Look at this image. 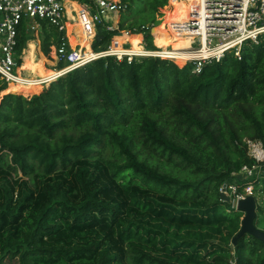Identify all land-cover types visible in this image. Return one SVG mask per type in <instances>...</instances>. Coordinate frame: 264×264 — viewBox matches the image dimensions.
<instances>
[{
  "label": "trees",
  "instance_id": "1",
  "mask_svg": "<svg viewBox=\"0 0 264 264\" xmlns=\"http://www.w3.org/2000/svg\"><path fill=\"white\" fill-rule=\"evenodd\" d=\"M120 1L126 9L118 29L98 24L94 51L121 31L142 34L138 42L155 50L150 29L166 24L168 12L161 22L156 16L181 0H144L141 19L132 15L134 0ZM186 19V9L170 12L166 41L174 44L162 51L188 46L171 28ZM63 34L41 22L34 35L21 23L18 66L34 39L37 61L61 66L56 45ZM259 40L243 44L241 59L227 53L198 72L185 59L105 56L38 90L17 83L33 92L10 91L0 78V264H264V241L251 235L233 248L210 240L238 229L242 212L220 199V189L254 163L246 140L264 145V35ZM33 68L23 57L20 69L37 78ZM261 176L243 184L255 190ZM256 208L254 222L264 219ZM169 227L205 232L179 241ZM220 244L224 252L207 261Z\"/></svg>",
  "mask_w": 264,
  "mask_h": 264
},
{
  "label": "built area",
  "instance_id": "2",
  "mask_svg": "<svg viewBox=\"0 0 264 264\" xmlns=\"http://www.w3.org/2000/svg\"><path fill=\"white\" fill-rule=\"evenodd\" d=\"M65 1L0 0V78L7 84L18 79L23 81L28 79L17 73L20 65L17 64L16 44L21 23H24L26 32L32 34L39 31L41 22L64 33L56 45V59L61 66L53 69L56 74L50 81L105 56H115L117 59L126 56L129 61L134 56L173 59L166 57L162 47L156 45L155 50H146L142 46L147 55L130 53L128 51L130 46L125 47L127 44L125 41L120 43L122 49L117 50L115 46L118 43L115 37L121 33L114 34L104 50L94 51L91 48L92 50L87 52L80 45L72 46L67 37V25L75 24L74 18L83 20L85 27L93 28L95 37L98 24H102L108 31L118 29V15L126 9V5L120 0H68L75 2L83 11L81 15L72 11L73 16L70 17ZM104 11L115 13L116 22L107 21L103 17ZM171 25L175 33L188 37L189 44L181 51L187 55L185 61H192L195 64V71L198 72L204 63L218 60L227 53H232L239 60L244 43H259V37L264 35V0H198L197 8L188 12L185 21L173 22ZM50 81L40 80L43 84ZM246 144L248 156L254 163L243 165L239 171L232 172V178L226 183L224 191L235 207L239 199L253 195V184L243 183L253 176H261L264 173L263 143L260 140H246Z\"/></svg>",
  "mask_w": 264,
  "mask_h": 264
},
{
  "label": "rangeland",
  "instance_id": "3",
  "mask_svg": "<svg viewBox=\"0 0 264 264\" xmlns=\"http://www.w3.org/2000/svg\"><path fill=\"white\" fill-rule=\"evenodd\" d=\"M143 1L144 0H134V2H132V15L134 18H138V19H141L144 15V4H143ZM194 0H181V1H178V3L176 5H170L168 4V6H165L162 8L161 12H162V16L161 17H157V19L160 20V22L162 21V19H164V16H165V12L167 11V15H166V24H163V23H159L158 25L156 26H164L165 28V31H167L169 34V30L167 28V25H168V20H169V15H170V12L174 9V8H183V9H186L187 12L191 11V10H194V7H193V3ZM65 6L67 7V10H68V13H69V16L72 17L73 15L71 14L72 11H75L78 15H81L83 13V11L81 10L80 7H78L76 5L75 2H71V1H68L66 0L65 1ZM75 19V24H71L68 26L67 28V37L69 39V41L71 42V44L73 45H80V47L86 49L87 45H89L90 49H91V44L94 40V37L91 39V36L92 34L90 33V30H89V27H85V23L83 20H80L79 18H74ZM87 20V18H85ZM118 20H119V16H118ZM49 26V25H48ZM155 26V27H156ZM155 27H152L150 29V33L153 34V28ZM170 28V27H169ZM39 31H41V28L39 29ZM122 32H127V31H121L120 33L122 34ZM35 35V33H33ZM129 35H127L130 39H131V42H135L134 44H136V41H139L138 40V37H139V34H133V33H129ZM38 35V34H37ZM36 37V36H35ZM158 40H157V43L158 41L160 40L161 37H157ZM171 39V36L168 37ZM127 42V44L125 45L126 47H129L130 46V43L129 41H125V43ZM141 46L142 45V42H140ZM35 44V49H34V52H33V48L31 46H33ZM138 44V43H137ZM169 44V43H168ZM174 43L170 44L168 46V48H170V46H173ZM188 44H189V40H188ZM29 45V47H28ZM157 45V44H156ZM115 47H118V46H115ZM92 50V49H91ZM165 50V49H164ZM27 53V54H26ZM26 54V55H25ZM23 57H25V59L29 60L32 62L33 66H34V71L38 73L37 75V78H28L27 80H31L32 79H40V78H43L44 75L47 73V70H50L48 68H44L38 61L37 59L40 58L39 56V50H38V41L37 39H34L32 41H29L27 44H26V48L23 49L21 55H20V58L21 60H23ZM180 59V58H179ZM26 70V69H25ZM53 71V70H52ZM20 74H22L20 72ZM39 76V77H38ZM54 80V79H53ZM48 84V83H47ZM47 84H44V85H47ZM24 85V84H22ZM43 86V85H41ZM40 87V85L37 87V85H35V89L34 90H38V88ZM7 88L8 90L10 91H21V92H24V93H27V92H33V88H31V86H21V85H18V84H15V83H12V84H8L7 85ZM108 150L104 152L105 156H107L108 154ZM258 184L256 185L257 188L254 190V197L257 201V205H260V208H262V212H260V216H263L264 215V181L262 180L263 179V176L259 177L258 178ZM232 203V202H231ZM233 206L235 207V204L233 203ZM236 209V208H235ZM258 209L256 208V213L258 214L259 211H257ZM227 210L223 209L222 212H221V215L225 214V217H226V220H224L223 222L227 221V218H228V213H226ZM242 216H243V213L241 214L240 218H239V224H238V229L235 231V233L233 234H227L225 235V237L223 238L221 236V234H217L215 237L213 238H210V240H212V242H219V243H222V242H226L229 244V247L232 243V238L236 235V233L239 231L240 229V224H241V219H242ZM143 223V222H142ZM256 227L262 231H264V219H260L258 216L256 218V221L254 222ZM149 224L152 226V225H156L157 222H153V221H150ZM167 224L166 223H162V226L165 227ZM169 230V233L168 235L172 236L174 240H187L189 239V241H193V240H198V236L199 235H202V233L205 232V229L204 228H199L197 229L200 230L202 233H199V234H196L193 232V230L191 231H187V230H177L175 227H169L168 228ZM224 232L227 233V231L224 230ZM226 248L225 245L223 244H220L217 246V249L215 248V250L213 251V254L211 257H205V259L207 261H211L213 262V259L212 257L215 256V255H218V254H222L224 251V249ZM231 248V247H230ZM206 251L205 249L203 250V252ZM202 254V252H201ZM191 264V263H190ZM193 264V263H192ZM195 264H208V263H205V262H202V263H195Z\"/></svg>",
  "mask_w": 264,
  "mask_h": 264
},
{
  "label": "bare ground",
  "instance_id": "4",
  "mask_svg": "<svg viewBox=\"0 0 264 264\" xmlns=\"http://www.w3.org/2000/svg\"><path fill=\"white\" fill-rule=\"evenodd\" d=\"M103 17L107 21H109L110 23H115V21L117 19L116 14L113 13V12H110V11H104ZM187 17H188V12H187ZM69 25H71V24H68L67 25V28H68ZM127 35H129V34H126L125 32H123L122 34L117 35L115 37V40L118 43L117 46L120 48V49L119 48H115V49L121 50L122 48L120 47V43L121 42H124V41H129L130 48H128V51H130V53H135V54H140V55H147V53H146L147 51L144 48H133L132 49L131 47L134 45L135 42H131V39ZM169 35L170 34L167 31H165V28L162 25L156 26L155 28H153V36L161 37L160 40L158 41V43H156L157 46H159V47L162 44H165V45L169 46V44L166 41L168 39ZM139 37H141V34H139ZM136 43H138L140 45V43L138 41H136ZM70 44H71V42H70ZM72 46H74V44ZM183 49H184V47H177V48H174V49H172L170 51H163V53H164V55L166 57H172L174 59H178V58H180V59H186L187 58L186 53H184V52L181 51ZM55 74H56V71L54 70L50 74H47L43 78H40V79H31V80L25 79L26 81H23L22 79H18L16 82H12V83H15V84L22 83V84H28V85L29 84L42 85L43 83L40 82V80H42V81H50V79H52ZM12 83H10V84H12Z\"/></svg>",
  "mask_w": 264,
  "mask_h": 264
},
{
  "label": "water",
  "instance_id": "5",
  "mask_svg": "<svg viewBox=\"0 0 264 264\" xmlns=\"http://www.w3.org/2000/svg\"><path fill=\"white\" fill-rule=\"evenodd\" d=\"M226 181L222 184L220 190V199L225 202H230L229 196L225 194ZM256 205L257 201L253 195H248L243 199H239L236 204V210L243 213L240 229L236 235L232 238L231 248L235 246L237 240L244 234H248L257 238L261 241H264V231L258 229L255 226L254 220L256 217Z\"/></svg>",
  "mask_w": 264,
  "mask_h": 264
},
{
  "label": "crops",
  "instance_id": "6",
  "mask_svg": "<svg viewBox=\"0 0 264 264\" xmlns=\"http://www.w3.org/2000/svg\"><path fill=\"white\" fill-rule=\"evenodd\" d=\"M123 33V32H122ZM29 41H32V40H29ZM28 41V42H29ZM141 41H142V35H141ZM27 42V43H28ZM157 46V45H156ZM142 47V46H141ZM115 48H119V47H115ZM185 48V47H184ZM120 49V48H119ZM22 62H23V60H21V64H22ZM21 64H20V66H19V68L17 69V73H19L20 74V72L22 73V74H20L22 77H24V78H30V77H35L36 75L35 74H33L29 69H20L21 68ZM44 64V67H47V68H50V69H54V67H50V66H47L45 63H43Z\"/></svg>",
  "mask_w": 264,
  "mask_h": 264
}]
</instances>
